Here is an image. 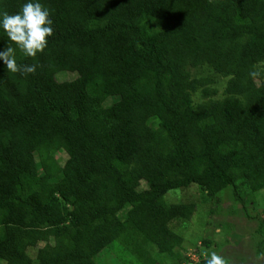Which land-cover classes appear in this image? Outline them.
Masks as SVG:
<instances>
[{"label":"trees","instance_id":"obj_1","mask_svg":"<svg viewBox=\"0 0 264 264\" xmlns=\"http://www.w3.org/2000/svg\"><path fill=\"white\" fill-rule=\"evenodd\" d=\"M40 2L36 72L0 64V264L202 259L198 206L264 203V0Z\"/></svg>","mask_w":264,"mask_h":264},{"label":"rangeland","instance_id":"obj_2","mask_svg":"<svg viewBox=\"0 0 264 264\" xmlns=\"http://www.w3.org/2000/svg\"><path fill=\"white\" fill-rule=\"evenodd\" d=\"M72 79L73 76L67 74L58 77L59 81ZM64 157L63 155L58 157L61 165L65 163L66 158ZM142 187L144 188L145 185ZM235 192L233 189H228L221 193L216 200H213L211 205L197 207L196 216L189 225V232L194 231L195 235L191 236L194 237L193 240L197 235V241L203 237L209 239L212 246L210 249L200 246L199 249L204 251L201 259L196 254L197 251L186 243L185 249L187 250L182 253L183 261L180 264H190L186 262L187 258L195 263L205 261L207 253L211 251L220 254L226 264H264V234L258 231L260 222L258 217L261 216V219L264 220V203L258 202L255 206L254 199L247 196L244 198L245 207L237 201ZM179 199L180 197L173 196L169 200L178 203ZM193 199L194 201L198 200L197 195L193 196ZM262 201L264 202V196ZM119 259L122 260V258ZM100 260L107 264L121 262L116 254L113 256L109 252L103 253ZM99 263L102 262L99 261Z\"/></svg>","mask_w":264,"mask_h":264},{"label":"clouds","instance_id":"obj_3","mask_svg":"<svg viewBox=\"0 0 264 264\" xmlns=\"http://www.w3.org/2000/svg\"><path fill=\"white\" fill-rule=\"evenodd\" d=\"M0 30L7 37L6 47L0 49V64L9 73L34 74L37 66L20 65L17 50L25 57H36L47 47L53 35L51 13L40 0H27L14 13L0 12ZM205 264H226L225 259L215 251L207 253Z\"/></svg>","mask_w":264,"mask_h":264}]
</instances>
